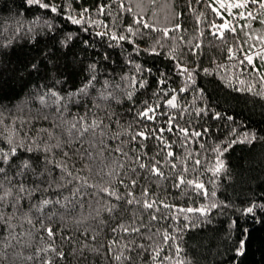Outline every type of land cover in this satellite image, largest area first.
<instances>
[{
	"label": "trees",
	"instance_id": "16d2710c",
	"mask_svg": "<svg viewBox=\"0 0 264 264\" xmlns=\"http://www.w3.org/2000/svg\"><path fill=\"white\" fill-rule=\"evenodd\" d=\"M43 2L55 4L58 11L52 12L36 3L28 4L26 0H0V148L10 146L9 135L13 143L25 144L18 148L6 175L14 174L17 162L44 155L43 151L35 149L28 152L27 146L33 138L41 145L45 142L55 145L59 138L62 146L54 147L49 155L62 161L74 176L87 179L89 185L97 187L82 186L75 180L65 185L57 170L55 182L64 187L59 193L52 189L51 195H68L75 187L85 193L82 199L77 193L75 210L66 211L55 204L32 209L31 206L48 193H34L31 201L22 199L20 209L10 220L11 205L0 207L5 213L0 220V264H43L45 259L54 264H84L79 259L83 245L96 250L88 254L87 264H153L154 259L156 264H264V212H258L257 219L241 210L253 194L264 197V141L232 142L245 131H255L259 137H264V96L256 95L264 91V81L260 80L264 60L255 56L249 64L245 59L247 54L259 53L261 46L264 47V40L260 39L264 37V8L253 0L233 10L220 8L216 0H211V4L209 0H125L133 9L140 6L137 14L142 13V19L155 24L157 27L153 30L134 23V13L121 10L119 0ZM101 3L105 10L97 14L95 9ZM66 4H71L70 14L77 15V19L85 5L92 11L84 14L83 23L76 24L65 15L69 12ZM166 4L167 9H160V5ZM214 6L220 8V15L213 10ZM241 11L251 12V15H237ZM41 21L51 23L52 28ZM225 22L229 27L220 29L218 26ZM129 24L140 33L134 36L135 44L114 43L108 35H96L112 29L113 25L118 33L127 34L125 26ZM174 24L193 26L194 40L186 41L181 29L171 27ZM164 28L170 29L167 36ZM69 33L72 47L67 49V59L71 61L74 51L77 57L88 56L90 60L86 59L82 66L62 76H55L51 67L47 75L26 71L31 63L43 65L53 60L58 69L62 68L65 49L59 41ZM180 37L184 38L183 43L179 42ZM84 41H88V45H84ZM136 45L141 49L157 45L161 50L155 54L133 53ZM192 47L197 49L195 53ZM170 50L177 60L198 69L194 85L188 84L186 77L176 70V62L168 56ZM48 52H54L55 56H48ZM90 63L98 64L91 73L87 69ZM205 68L209 69L207 73L203 71ZM53 76L55 78L51 79ZM161 76L163 85L157 83ZM90 78H94L93 83L87 85ZM60 80L66 82L61 84ZM140 80L144 81L143 85ZM82 85L87 87L86 93L79 98L67 96L68 92L76 93ZM248 85H252L253 92L247 91ZM53 87L65 99L58 104L41 102L38 97L46 93V88ZM181 87L186 91L180 92ZM164 88H169V92L165 93ZM172 89L176 90L178 107L164 104ZM197 89H203V94ZM101 91L115 95L101 97ZM149 106H155V120L139 115ZM197 109L202 110L200 114ZM214 111L220 112L221 117L209 115ZM78 116H84L89 125L93 119L101 123L96 129L82 133V139H77L79 127L69 135V125L76 122ZM170 116L174 125L188 128L190 133L193 129L207 128V131H200L199 137L185 143L178 130H167ZM161 127L165 129L161 134L163 140L157 136ZM138 131L149 134L141 138ZM118 147L122 148L121 152L115 151ZM169 148L173 153L171 157ZM136 155L149 165L148 169L132 167L139 164ZM217 156L225 166L214 173L212 168ZM197 159L199 164L195 163ZM153 162L162 175L151 173ZM0 167H4L2 162ZM181 175L186 181H202L204 188L186 182L174 187ZM18 179L11 183H17ZM132 179L137 181L135 185L128 183ZM120 180L125 183H119ZM105 186L115 189L119 198L104 193ZM129 188L132 196H128ZM145 188L149 190L147 197L143 193ZM144 199H154L157 203L147 208ZM159 201L181 205L183 211L165 208ZM211 203H216L217 207L207 218H201L195 227H188L199 214L186 210ZM97 205L104 209L99 216L95 211ZM113 207V211H108ZM24 212H29L31 223L22 218ZM153 214L156 219H152ZM81 215L86 219H80ZM9 223L14 227L9 229ZM49 225L53 230L51 236L46 231ZM126 227L138 230L125 232ZM166 233L168 240L164 239ZM242 239L245 251L236 255L234 249ZM49 244L54 249H49ZM110 245L112 252H108ZM61 250L65 253L63 258L56 256ZM117 252H123L130 259L117 262L114 259ZM12 253H16L15 258Z\"/></svg>",
	"mask_w": 264,
	"mask_h": 264
},
{
	"label": "snow or ice",
	"instance_id": "6c2138e0",
	"mask_svg": "<svg viewBox=\"0 0 264 264\" xmlns=\"http://www.w3.org/2000/svg\"><path fill=\"white\" fill-rule=\"evenodd\" d=\"M26 2L28 4H33L36 3L38 4L40 7L45 8V9H51L52 12H56L58 11L57 6L55 4H49V3H44L43 0H26ZM253 2L258 3L259 6L261 8H264V0H253ZM209 3L211 4V0H209ZM249 3V0H235V5L233 4L232 0H218V4L220 6V8H224L227 7L229 10L232 9L233 6L235 7H243L245 4ZM66 7L69 9V12H66L65 15L68 16L73 23L76 24H80L84 22V14L85 13H89L92 10L85 5L83 8H81L79 10V19H77V15H72L70 14L71 12V4H66ZM139 5H137L136 9H133V7L131 6V4H125V0H119V8L125 12H133L134 13V23H139L142 24L144 28H151L153 30H156V25L155 24H151L148 22L147 19H142V13L137 14V11L139 10ZM190 7V5H189ZM220 8H216L215 6L213 7V10L216 12L217 15H220ZM105 10V5L103 3H101L100 5L97 6V8L95 9V11L97 12V14H103ZM176 15H181V13H176ZM237 15L239 16H245V15H251V12H245V11H241L239 13H237ZM37 20H39V18H36ZM198 22H199V18H198ZM41 23H44L47 25L48 28H52L51 23L47 22V21H41ZM89 23H95L91 20H89ZM173 29H180V25L179 24H174L171 26ZM216 26L213 25V28H215ZM220 29H224L229 27L228 23L225 22L224 24H221L218 26ZM115 29V25H113L112 29H109L108 31H101L96 33V35L99 36H109V39L114 42V43H119L120 41H129L132 44H135V40H134V36L140 34L138 29H135L133 27L132 24L126 25L125 26V33H118L117 31L114 30ZM169 28H164L163 32L164 35L167 36L169 34ZM233 31H235V29H232ZM17 32L20 31L19 28L16 29ZM220 35L223 36V32H220ZM260 39H264V37H260ZM72 40V36L71 34H67L63 39H61L59 41L60 45L63 46V48L65 49L63 55L65 56V64L63 65L62 68H57L56 66V62L55 60L51 61V62H44L43 65L41 63H31L28 65V68L26 69V71H35V72H44L46 75L48 74V68L51 67L55 73V76H62L64 75V73L69 72L70 70L75 69L78 66H82L83 62L88 59L90 60L91 57L88 56H80L77 57L75 55V52L73 51V55H72V59L71 61H69L67 59V49H70L72 47V45L69 43V41ZM179 42L183 43L184 42V38L180 37L179 38ZM8 41H5L4 44L7 45ZM84 45H88V41H84L83 42ZM158 43V42H157ZM255 45H253L254 47ZM55 47V45H54ZM160 47H158L157 45H153L148 47L147 49H141L138 45H136L135 47L132 48L133 53L136 52H140V51H147L149 53H158L160 52ZM191 51L193 53H195L197 51V49L195 47L191 48ZM229 53H232L233 50L231 47L228 48ZM48 56H55L54 52H48L47 53ZM106 55V54H105ZM168 56L170 59L174 60L175 63V67L176 70L179 72V74L181 76L186 77V82L188 84H193L195 83L194 81V74L196 73V71L198 69L196 68H189L186 64L180 62L179 60H177L176 56H174L172 54V51L170 50L168 52ZM255 56H260V58L262 60H264V48H261L259 53L256 52H252L250 54H247L245 59L249 64L253 63V59ZM129 63H132L131 60L128 61ZM98 68V64L97 63H90L87 65V69L88 71L91 73L92 71H95ZM137 68L139 70V65H137ZM148 71L150 72L151 69L149 68ZM203 71L205 73H207L209 71V69L205 68L203 69ZM55 77H51V79H54ZM93 79L94 78H90L87 80V85H91L93 83ZM260 80L264 81V74H260ZM132 81L133 83L136 82V78L135 75L132 76ZM59 83L63 84L66 81L65 80H60L58 81ZM243 83V81H241ZM108 82L105 81V84H107ZM140 85L144 84L143 80L139 81ZM157 83L159 85H163L164 84V78L163 76H161L160 79L157 80ZM118 87V86H117ZM262 87H264V85H262ZM163 91L165 93L169 92V88H164ZM180 92H184L186 91L185 88L181 87L179 89ZM203 89H197V92H199L201 95L203 94ZM247 91L249 92H253L254 89L252 87V85H248L247 87ZM87 92V87L85 85H82L80 88H78L76 90V93H72V92H68L67 96L69 98H71L73 95H75L77 98H79V96L83 93ZM171 96L164 101L165 105L168 106H173V107H178V105L176 104V90L172 89L171 90ZM99 95L101 97H109V96H114L115 93H109L107 91H101L99 93ZM128 95H131V93H128ZM256 95L259 96H264V91H261L259 93H256ZM38 99L41 102H44L45 100L53 103V104H58L60 101L64 100L65 98L63 96L60 95L59 92H57L55 90V88H46V93L43 95H40L38 97ZM158 106V105H156ZM154 107L155 106H149L143 109V111L139 112V115L141 117H147L150 118L152 120H155V114H154ZM184 107H187V105H185ZM197 114H200V112L202 111L201 109H197ZM206 111V109L204 110ZM151 114V115H150ZM175 114H173L174 116ZM209 115L214 116L215 118H219L221 117V113L218 111H214L209 113ZM173 116L169 117L168 120V127L167 130L168 131H173L178 130L181 135L184 137L185 143L188 142L189 139L195 138V137H199L200 135V131H207V128H203L201 130H195L193 129L191 131V133L189 132L188 128H181L178 124L174 125L173 124ZM229 119H231V117H229ZM100 121H97L95 119H93L92 124L89 125L86 122V119L84 116H78L76 118V122H73L72 124L69 125V135H71V133L73 131H75L77 129V127H79V131L77 132V139H82V133L92 130V129H96L98 125H100ZM165 131V129L163 127H161L159 129V132L157 133V136L159 139L163 140V136L161 135L163 132ZM232 132L235 133L236 129L233 128ZM105 134V129L104 127L101 128V136H103ZM139 135V137L141 138H146L147 135L149 133L145 132V131H138L137 133ZM133 140L136 139L135 136L132 137ZM9 140V144L10 146L5 149V148H0V162L3 163L4 167H0V188H2L3 190L0 191V207H2L3 205H8L10 204L13 212L9 215V220L11 218L12 215H15L16 212L20 209L21 207V201L24 198H27L29 201H31V198L33 196L34 193H48V195L43 196L39 201L38 204H33L31 207L32 209H35L37 207H39L40 209H43L44 206L46 205H61L63 206V208L67 211V210H75L76 207V196L77 193H79V198L82 199L85 195V193L81 190L80 187H75L72 189V192L69 193L68 195H64L61 196L59 194L53 196L51 195V191L52 189H56L57 192H61L63 191V185L56 183L54 177H56L57 174V170H59L60 176L59 179L64 181V184H70L72 182V180L75 181H79L80 184L82 186H86V187H97V185L92 184L89 185V181L87 179H84L80 176H74L73 173L69 170V168L61 161L58 162L54 157L50 156L49 154L52 153L53 148H60L61 142L59 141V138H57V142L55 145L49 144L47 142H45L43 145H41L39 142L36 141V138H33V142L30 143L27 146V150L29 153H32L33 150L35 149L37 152L43 151L44 155L40 156L37 155L35 157H33L32 159H28L25 158L19 162H17V164L15 165L16 171L14 172V174L12 176H8L6 175V173L8 172L9 168L11 167V161L15 159V154L18 151V148L21 147H25L24 143H20L19 145L15 144L12 142V136L9 135L8 137ZM257 140H261L264 141V137H259L258 134L255 131H245L241 136H237L236 140H233V143H236L237 141L241 142V143H248V144H253L254 142H256ZM165 144L168 143V141H164ZM141 147H143V145H141ZM219 150V149H218ZM116 152H121L122 148L118 147L115 149ZM65 157L68 155L67 150H65L64 153ZM82 155L85 156H92V153H83ZM143 155L147 156V153H144ZM173 155L171 148L168 149V156L171 157ZM135 159L137 161H139V164H133L132 167H139L140 169H148L149 165L146 164L143 160H141L140 155H136ZM154 159V157L152 158ZM196 164H199L200 161L197 159L195 161ZM175 164H172V167L175 168ZM224 161L222 159L219 158V156H217L216 161H215V167L212 168V171L214 173L220 171L221 169L224 168ZM151 173L152 174H163L161 173V169L159 167H157V163L153 162L151 163ZM117 171H119V169H116ZM29 175L31 176V178H29ZM17 177L19 178L17 180V183L13 184L11 183L13 180L17 179ZM70 178V179H69ZM136 180L132 179L130 180L128 183L131 185H135L136 184ZM188 183L189 185H196L197 188L203 189L204 185L202 181L199 180H185L184 175H181L179 177H177V183L174 184V187H179L182 186L184 183ZM119 183L124 184L125 181L124 180H120ZM127 187V185H126ZM102 191L104 193L109 194V196L111 197H117L119 198V194L116 192L115 189L109 187V186H105L103 187ZM149 190L147 188H145L143 190V193L145 195V197H147ZM215 195V193H213V196ZM128 196H132V190L131 188L128 189ZM205 196H207V192L205 190ZM132 201L129 200V204H131ZM138 203V201H137ZM144 206L147 208H151L153 207L157 201H155L154 199L152 201H149L148 199H144L143 201ZM161 205H164L165 208L168 207H172L177 209V211H183V206L181 205H167L164 203V201H159L158 202ZM83 207V205H81V208ZM217 207L216 203H211L210 205H202L196 209H192L191 207H189L186 211L188 212H197L199 215L197 217H195V222L193 223H189L187 226L188 227H195L196 223H198L200 221L201 218H207L208 213H210L212 211V209H215ZM113 208H109L108 211H113ZM242 212L245 215H252L253 217H256V214L258 212H264V197L261 196H257L255 194H253V196L250 198V202L247 204V206H243L241 208ZM31 211V209H30ZM96 215L99 216L100 213L102 211H104L103 207L100 205H97L96 208ZM5 217V213L0 211V220L4 219ZM24 219H28L29 223H31V218L29 216V212H24L23 213V217ZM80 219H86V217H84L83 215H81V217H79ZM175 218V217H174ZM257 219H259V217H256ZM152 219H156L155 214H153ZM186 219H190L187 218ZM41 223H43V221H41ZM9 229L13 228L14 225H12L11 223H9L8 225ZM138 229H130V228H124L123 231L128 232V231H137ZM47 233L49 236L53 235V230L51 225L48 226V228L46 229ZM113 231H115V229H113ZM247 231V230H246ZM165 240L169 239L168 234L166 233L164 236ZM245 240H241L239 246L235 247L234 251L236 255H241L244 253L245 251ZM8 245H5V248H7ZM129 248H131V245L128 246ZM177 247V253H179V245L176 246ZM49 249H54V246L52 244L48 245ZM82 251L80 252V256L79 259L82 260L84 262V264H87V256L90 253L95 252L96 250L94 249H89L87 247V245H83L82 246ZM39 251V250H38ZM113 249L111 247V245L108 248V252H112ZM13 258L16 257V253H12ZM65 255L64 251H58L56 252V256L59 258H63ZM4 258L6 259L7 256L5 254ZM114 259L119 262L121 260H125V259H130V257H125L123 255V252H117L114 256ZM43 264H54V262L50 259H45L43 261ZM153 264H156L155 259L153 260Z\"/></svg>",
	"mask_w": 264,
	"mask_h": 264
},
{
	"label": "rangeland",
	"instance_id": "374dc122",
	"mask_svg": "<svg viewBox=\"0 0 264 264\" xmlns=\"http://www.w3.org/2000/svg\"><path fill=\"white\" fill-rule=\"evenodd\" d=\"M216 1H218V0H216ZM232 2H233V4L235 5V0H232ZM161 6V8L160 9H162V8H165L166 7V9L168 8L167 7V4L166 5H160ZM220 7V6H219ZM227 8V7H226ZM235 8V6H233L232 7V9L231 10H233ZM228 9V8H227ZM229 10V9H228ZM247 17H249V15H247ZM180 29H181V31H182V33H183V36H184V38L186 39V41L188 40V41H193L194 40V38H195V35H194V33H193V26H191V25H189L188 26V24L186 25V27H183L182 26V24H180ZM264 40V39H263ZM261 48H264V47H262L261 46ZM260 48V49H261ZM258 50V47L256 48V50L255 51H257Z\"/></svg>",
	"mask_w": 264,
	"mask_h": 264
}]
</instances>
